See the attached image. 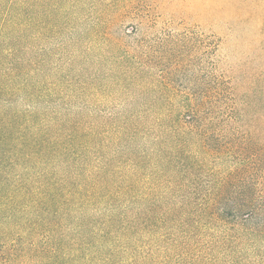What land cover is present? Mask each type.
<instances>
[{
  "label": "trees",
  "instance_id": "obj_1",
  "mask_svg": "<svg viewBox=\"0 0 264 264\" xmlns=\"http://www.w3.org/2000/svg\"><path fill=\"white\" fill-rule=\"evenodd\" d=\"M63 15L0 0V264H264V112L231 77L106 89L133 74L138 29L107 44L112 66Z\"/></svg>",
  "mask_w": 264,
  "mask_h": 264
},
{
  "label": "rangeland",
  "instance_id": "obj_2",
  "mask_svg": "<svg viewBox=\"0 0 264 264\" xmlns=\"http://www.w3.org/2000/svg\"><path fill=\"white\" fill-rule=\"evenodd\" d=\"M59 4L66 14L61 23L70 26L68 34L112 66L116 56L107 44L121 42L124 32L138 29L137 36L122 41L139 57L130 62L133 74L122 77L121 87L112 75L106 89H225L219 82L231 77L251 113L264 112V1L59 0ZM178 60L187 63L166 81L164 76ZM160 106L163 119L170 123L182 102L165 96Z\"/></svg>",
  "mask_w": 264,
  "mask_h": 264
}]
</instances>
